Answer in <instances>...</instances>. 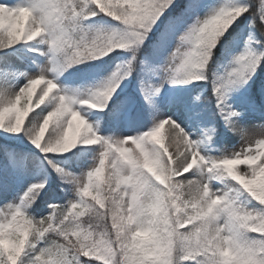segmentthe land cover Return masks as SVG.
<instances>
[{
    "label": "snow or ice",
    "instance_id": "6c2138e0",
    "mask_svg": "<svg viewBox=\"0 0 264 264\" xmlns=\"http://www.w3.org/2000/svg\"><path fill=\"white\" fill-rule=\"evenodd\" d=\"M257 20L264 0H0V264H264Z\"/></svg>",
    "mask_w": 264,
    "mask_h": 264
},
{
    "label": "rangeland",
    "instance_id": "374dc122",
    "mask_svg": "<svg viewBox=\"0 0 264 264\" xmlns=\"http://www.w3.org/2000/svg\"><path fill=\"white\" fill-rule=\"evenodd\" d=\"M9 2H12V0H9ZM205 99H207V97H205ZM51 127V126H50ZM50 127H49V130H50ZM260 129L259 127H256V128H250V131L253 132L254 134L256 135H259L260 134ZM168 131H169V127L166 125L165 128L162 130V133L161 135L164 136V137H167L168 135ZM47 131L45 133V138L47 137ZM165 143H167V140L165 139ZM96 264H100V262H96Z\"/></svg>",
    "mask_w": 264,
    "mask_h": 264
},
{
    "label": "trees",
    "instance_id": "16d2710c",
    "mask_svg": "<svg viewBox=\"0 0 264 264\" xmlns=\"http://www.w3.org/2000/svg\"><path fill=\"white\" fill-rule=\"evenodd\" d=\"M256 2H258V0H256ZM256 31H257V34L259 35L262 31H264V28H262L259 20H257L256 22Z\"/></svg>",
    "mask_w": 264,
    "mask_h": 264
},
{
    "label": "bare ground",
    "instance_id": "6f19581e",
    "mask_svg": "<svg viewBox=\"0 0 264 264\" xmlns=\"http://www.w3.org/2000/svg\"><path fill=\"white\" fill-rule=\"evenodd\" d=\"M258 130H260V131H261V129H258Z\"/></svg>",
    "mask_w": 264,
    "mask_h": 264
}]
</instances>
